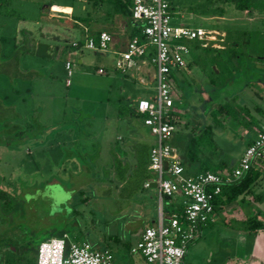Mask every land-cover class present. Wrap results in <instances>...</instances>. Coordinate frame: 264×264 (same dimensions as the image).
I'll return each instance as SVG.
<instances>
[{
  "label": "rangeland",
  "instance_id": "obj_1",
  "mask_svg": "<svg viewBox=\"0 0 264 264\" xmlns=\"http://www.w3.org/2000/svg\"><path fill=\"white\" fill-rule=\"evenodd\" d=\"M10 1L12 13L0 6V190L12 204L0 197V235L15 239L23 231L33 247L63 225L68 241L99 239L94 245L109 250L113 264H140V256L130 252L143 226L134 214L140 208L155 221L158 194L156 187L141 185L143 175H153L146 154L155 138L135 106L139 99L155 98L154 68L145 55L117 69V45L105 51L84 45L88 32L94 40L98 30L117 37L121 24L127 34L131 21L102 0ZM252 1L247 13L229 0H168L169 26L215 30V37L225 33L215 42L219 48L212 41L183 40L185 66L172 71L177 129L169 140L179 158L192 136L199 158L223 161L231 169L245 141L236 136L241 125L219 107L248 105L256 91L264 109V0ZM39 43L49 57L35 54ZM13 45L27 52L13 58ZM63 122L72 124L58 129ZM207 124L211 130L200 135ZM258 164L264 172V157ZM182 166L183 172H196L195 166ZM104 167L107 177L100 173ZM79 190L86 201L79 200ZM162 204L167 211L165 200ZM258 205L264 212V199Z\"/></svg>",
  "mask_w": 264,
  "mask_h": 264
},
{
  "label": "built area",
  "instance_id": "obj_2",
  "mask_svg": "<svg viewBox=\"0 0 264 264\" xmlns=\"http://www.w3.org/2000/svg\"><path fill=\"white\" fill-rule=\"evenodd\" d=\"M129 12L132 26H139L142 38L128 36L121 45L118 44L115 68H130L136 64L137 59L143 61L145 55L147 63L154 68L152 79L155 83V98L151 101L139 99L135 113L155 138V143L148 148L147 168L154 175L158 194L157 219L142 229L130 252L137 253L142 264H181L187 245L200 235L206 223L212 221L215 198L220 193L221 185L237 180L264 157V123L255 128L237 164L226 173L204 171L184 175L181 162L173 154L169 143L177 129L171 96L172 71L185 66L183 55L186 47L183 40L212 41L211 46L219 48L220 45L215 42H221L224 33L215 37L218 34L215 30L169 26L168 0H131ZM76 45L71 42V46ZM84 45L105 51L114 45V40L108 32L100 30L95 40L88 37ZM64 67L69 76L70 62L65 61ZM96 72L104 71L97 67ZM143 185L148 187L149 182ZM174 195L177 198L175 204L180 205V210L166 214L162 196L172 198ZM34 263L113 264V256L109 250L99 249L86 240L68 241L67 234L62 233L38 243Z\"/></svg>",
  "mask_w": 264,
  "mask_h": 264
},
{
  "label": "trees",
  "instance_id": "obj_3",
  "mask_svg": "<svg viewBox=\"0 0 264 264\" xmlns=\"http://www.w3.org/2000/svg\"><path fill=\"white\" fill-rule=\"evenodd\" d=\"M93 1H96V0H93ZM102 1H105L107 4L112 6L111 8L113 12H118L121 14L122 17L126 16L129 18V13H130L129 8L131 5V0H102ZM229 1L233 2L235 8L240 9V10H245L247 13H250L252 2H253L252 0H229ZM10 2H11L10 0H0V6L3 5L6 11L11 10V13H12V8H10L9 6ZM47 5L49 6V3ZM92 34H93L92 32H88L87 36L90 37L92 36ZM132 36H137L138 38H142L140 34L139 26L135 25L130 28L129 37H132ZM2 43H3V37L0 36V47ZM13 47H14V50L10 53L11 54L10 56H12L13 58H16L17 54L19 53L27 52L26 49H23L20 52H16L17 50L15 49V45H13ZM258 58L261 59L262 57L261 58L258 57ZM219 109H222L223 112L225 113L224 115L229 116L232 120L236 121L239 125L243 127H247L255 122L246 104H240V103L234 102L233 105H230L228 103H225L224 105L221 106V108L219 107ZM261 113H262V116L264 117V111H262ZM80 116H87V114L80 113L78 117ZM174 118L177 119V114H174ZM68 123L72 124V122H68ZM69 124L63 122V123H60V125H58L57 128L58 129L68 128L70 127ZM210 130H211L210 125L207 124L200 130L199 133L200 135H203L204 133H207ZM198 151L199 150L196 145L194 137L192 136L188 137L187 143L184 147V154L180 158L181 163L186 167L195 166V170H196L195 173L204 172V171H211L214 173H218L217 172L218 169L221 170L225 168V163L223 161H217V162L212 163L207 158H199ZM147 155H148V152L146 154V158H147ZM261 159L257 161V165H258V162L261 161ZM146 163H147V159H146ZM101 169H102V172L100 173L104 174L103 175L104 177H107L109 172H106L105 167ZM260 170L261 169H259L258 166L257 168L255 167L249 168L237 180L222 184L220 193L215 198V204L217 201H219V199L222 202L223 201L224 202L236 201L237 203H245L248 201L246 200L247 195L251 196L252 202L256 204L262 203L264 199V181H263L264 178L262 179L260 184H258V180L260 179L261 176L264 177V172H261ZM257 184L259 185L258 188L260 189L254 188V186H256ZM77 194L80 195L79 196L80 201H86L87 199L86 196H84V198H81V195L83 194L81 190H79ZM0 197L4 199L7 206H10L12 204V200H11L12 198H10L8 194H6L2 190H0ZM163 200H165L166 205L170 207L167 209V211H165L166 214L171 212L172 210H175V211L180 210V205L177 206L175 203H168V201H170L168 196H162V201ZM171 206H173V208ZM256 211L257 212H254L253 214L248 215L246 217L244 224H243L246 231H256L257 229L264 228V212L258 208ZM258 215H261L262 220H259L257 218ZM54 231L55 232L49 235L48 237L60 236L62 233H66L67 230L65 226L61 225L57 230L55 229ZM22 233L23 231L22 232L20 231L18 233L19 236H17V238L15 239L4 236V235L3 236L0 235V250L4 249L2 252V255L5 256L4 262H2L3 259H1V256H0V264L1 263L3 264H35L34 263L35 251H36L38 244L36 243L37 245L35 244L32 247L31 245L32 239L30 238V235L29 236L23 235ZM11 248H13V251H15L16 253H14ZM9 258L10 260H8Z\"/></svg>",
  "mask_w": 264,
  "mask_h": 264
},
{
  "label": "crops",
  "instance_id": "obj_4",
  "mask_svg": "<svg viewBox=\"0 0 264 264\" xmlns=\"http://www.w3.org/2000/svg\"><path fill=\"white\" fill-rule=\"evenodd\" d=\"M105 4L108 5L107 3ZM110 13L111 12L107 10L104 15L106 16ZM132 25L131 21V26H129L127 34H125V30L127 29L125 22L121 24V34H118L117 37H114V35L109 33L114 40V45H121L125 41V39L129 36ZM251 94L254 99L252 100L250 98L247 106H249V111L255 122L247 127L239 126L238 130L240 129V131L236 133V136L238 135L237 137L244 139L245 145L250 141L255 128L264 123V117L261 113L264 111L261 96H259V92L256 91H253ZM172 138L173 135L170 140ZM170 146L173 154L180 160L179 156L174 151L175 147L172 146V144H170ZM181 165L183 164L181 163ZM257 166L259 169H262L260 164H256L255 168H257ZM228 170L229 168L225 167L222 172L218 173L224 174ZM194 173L195 172H183L186 176L193 175ZM140 180L141 185L146 181L149 182L148 187H151L150 183L154 182L153 175H151V177L143 175ZM142 187L145 188L144 185ZM169 199L170 201H168V203L177 202L175 195ZM252 203L254 205L251 204V201L239 204L236 201L222 202L219 199V201L216 202L212 221L206 224L201 229L200 235L188 245L181 264H251L252 261H256L255 263L257 264H264V228L257 229L256 231H246L243 226L246 217L254 212H257L256 210L259 207L258 204L254 202ZM139 204L140 203H138V205ZM249 209L253 211L248 213L247 211ZM134 215L136 219L139 221L141 219V222L143 223L141 229L138 233H136V237L138 239L142 229L145 226L150 225L153 222V219L148 217V214L141 211L140 208H138L137 214ZM260 216L261 215L257 216L259 220H261ZM96 240L99 239L93 238L90 243L94 245L93 242Z\"/></svg>",
  "mask_w": 264,
  "mask_h": 264
},
{
  "label": "water",
  "instance_id": "obj_5",
  "mask_svg": "<svg viewBox=\"0 0 264 264\" xmlns=\"http://www.w3.org/2000/svg\"><path fill=\"white\" fill-rule=\"evenodd\" d=\"M42 7L49 8L47 4H42ZM50 13L56 14V11L54 10H49ZM35 54L40 57H49V53L47 52V46L45 44L39 43L35 47ZM78 62H80V56H78ZM151 187H156L155 182L150 183Z\"/></svg>",
  "mask_w": 264,
  "mask_h": 264
}]
</instances>
